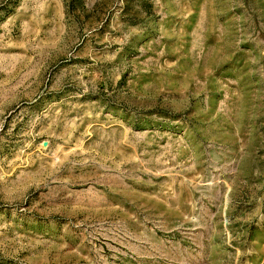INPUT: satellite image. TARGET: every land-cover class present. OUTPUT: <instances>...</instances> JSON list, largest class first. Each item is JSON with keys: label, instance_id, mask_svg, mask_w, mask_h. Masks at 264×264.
<instances>
[{"label": "rangeland", "instance_id": "1", "mask_svg": "<svg viewBox=\"0 0 264 264\" xmlns=\"http://www.w3.org/2000/svg\"><path fill=\"white\" fill-rule=\"evenodd\" d=\"M0 264H264V0H0Z\"/></svg>", "mask_w": 264, "mask_h": 264}, {"label": "bare ground", "instance_id": "2", "mask_svg": "<svg viewBox=\"0 0 264 264\" xmlns=\"http://www.w3.org/2000/svg\"><path fill=\"white\" fill-rule=\"evenodd\" d=\"M63 159H64V158H63ZM99 167H100V166H99ZM102 169H103V168L100 167V169L97 170V173L100 172L99 170H102ZM98 176H99V175L97 174V181H98ZM99 183H104V181H100V180H99Z\"/></svg>", "mask_w": 264, "mask_h": 264}]
</instances>
